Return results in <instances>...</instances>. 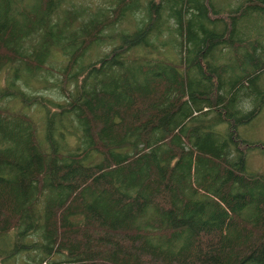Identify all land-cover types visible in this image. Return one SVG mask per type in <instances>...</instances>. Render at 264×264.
<instances>
[{"label":"trees","instance_id":"1","mask_svg":"<svg viewBox=\"0 0 264 264\" xmlns=\"http://www.w3.org/2000/svg\"><path fill=\"white\" fill-rule=\"evenodd\" d=\"M107 3L0 0V264H264V0Z\"/></svg>","mask_w":264,"mask_h":264},{"label":"rangeland","instance_id":"2","mask_svg":"<svg viewBox=\"0 0 264 264\" xmlns=\"http://www.w3.org/2000/svg\"><path fill=\"white\" fill-rule=\"evenodd\" d=\"M107 1L108 0H73V2L79 3L83 6H88L91 9H96L98 7L108 8L109 5ZM223 1L226 2V0ZM49 82L51 83L52 80H49ZM0 83H2V80L0 81ZM52 92H54V90H50L48 88H44L41 86H38L35 91V93H37L38 95L51 96L53 98H56V96L51 95ZM25 112L36 123H38V126L40 125L42 113L38 108L31 107L30 109H26ZM243 136L244 138H247L252 141H257V140L264 141V115L260 119H258L255 123H253L250 127H247L243 132ZM251 161H252L251 162L252 170H256L258 168L257 171L264 173V154H258V155L256 154V156L253 155ZM63 258H64L63 256L52 255V257L50 258V262L45 264H53V263L60 264V262L64 260ZM26 259L28 258L18 257V259L15 260L13 264H25Z\"/></svg>","mask_w":264,"mask_h":264}]
</instances>
